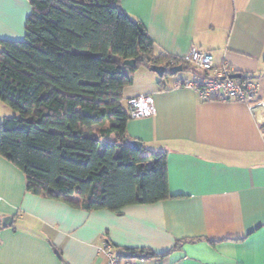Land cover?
I'll return each instance as SVG.
<instances>
[{
  "label": "crops",
  "instance_id": "1",
  "mask_svg": "<svg viewBox=\"0 0 264 264\" xmlns=\"http://www.w3.org/2000/svg\"><path fill=\"white\" fill-rule=\"evenodd\" d=\"M120 3L157 54L185 60L193 47L208 51L214 65L228 62L258 81L259 103L205 100L175 87L190 77L189 63L187 75L168 78L138 68L124 102L150 94L156 113L130 119L127 132L166 151L172 197L88 211L28 190L24 172L0 155V264H106L107 244L168 252L139 258L144 264H264V0ZM30 12L29 0H0V48L25 38ZM8 114L0 100V122Z\"/></svg>",
  "mask_w": 264,
  "mask_h": 264
},
{
  "label": "trees",
  "instance_id": "2",
  "mask_svg": "<svg viewBox=\"0 0 264 264\" xmlns=\"http://www.w3.org/2000/svg\"><path fill=\"white\" fill-rule=\"evenodd\" d=\"M29 2L25 38L1 40L0 100L14 113L0 122V155L24 172L28 190L88 211L172 197L166 151L130 144L123 91L140 67L189 69L188 62L157 54L120 0ZM119 252L136 259L168 253Z\"/></svg>",
  "mask_w": 264,
  "mask_h": 264
},
{
  "label": "built area",
  "instance_id": "3",
  "mask_svg": "<svg viewBox=\"0 0 264 264\" xmlns=\"http://www.w3.org/2000/svg\"><path fill=\"white\" fill-rule=\"evenodd\" d=\"M193 71L189 78L177 81L175 87H188L196 90L205 100L239 101L253 107L259 103V83L247 75L232 77L237 71L228 62L214 65L210 52L193 47L185 57ZM131 118L151 116L156 113L154 98L147 93L127 99ZM106 264H144L136 258L122 255L118 250L106 245Z\"/></svg>",
  "mask_w": 264,
  "mask_h": 264
},
{
  "label": "water",
  "instance_id": "4",
  "mask_svg": "<svg viewBox=\"0 0 264 264\" xmlns=\"http://www.w3.org/2000/svg\"><path fill=\"white\" fill-rule=\"evenodd\" d=\"M124 64L129 66H135L136 59H126L124 60ZM149 69L156 72L160 77H163L167 71L170 72L171 74H176L177 72L183 70V65L171 66L168 68L165 65H151L149 66ZM241 74L242 73L240 72H236L232 75V77H240ZM130 144L135 149H141L143 146V142L137 138L131 139Z\"/></svg>",
  "mask_w": 264,
  "mask_h": 264
},
{
  "label": "rangeland",
  "instance_id": "5",
  "mask_svg": "<svg viewBox=\"0 0 264 264\" xmlns=\"http://www.w3.org/2000/svg\"><path fill=\"white\" fill-rule=\"evenodd\" d=\"M0 49H2V47ZM188 73H189V70L187 68V69H183L182 71L178 72L177 74H175L173 76H176L178 74L182 76V75H187ZM9 110H10V114L14 113V111L12 109L9 108Z\"/></svg>",
  "mask_w": 264,
  "mask_h": 264
}]
</instances>
